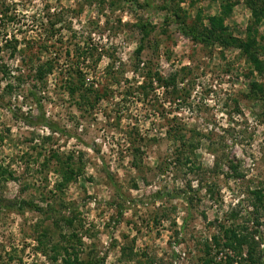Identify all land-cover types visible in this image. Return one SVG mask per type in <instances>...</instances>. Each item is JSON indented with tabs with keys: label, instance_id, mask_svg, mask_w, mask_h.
Here are the masks:
<instances>
[{
	"label": "rangeland",
	"instance_id": "1",
	"mask_svg": "<svg viewBox=\"0 0 264 264\" xmlns=\"http://www.w3.org/2000/svg\"><path fill=\"white\" fill-rule=\"evenodd\" d=\"M255 192L264 0H0V264H264Z\"/></svg>",
	"mask_w": 264,
	"mask_h": 264
},
{
	"label": "trees",
	"instance_id": "2",
	"mask_svg": "<svg viewBox=\"0 0 264 264\" xmlns=\"http://www.w3.org/2000/svg\"><path fill=\"white\" fill-rule=\"evenodd\" d=\"M252 62H254V64L257 65V69L261 66L260 65V62H258L257 60H255V58H253ZM49 71H51V67L44 66V64H40L39 66H37L36 68H34L33 78L34 79H37V80H41L42 78H44V76L47 73H49ZM253 195H254V198L258 202L261 203V206H262V208L264 210V203H263L264 196H261V194H259V192H255V193H253ZM261 198H263V199H261ZM237 231H239V226L238 225H233V226L230 225V226H227L224 229L223 233H222V236L224 237V242H223V244H221L222 245L221 246L222 248H224V247L225 248H229L235 254L237 253L239 244H241V242H243V239L241 238V235L239 236V234H237ZM218 239H219V237H215L214 236L213 237V243L216 246L220 247V244H219ZM251 251H252V249L249 252H251ZM224 261H225L224 262L225 264H232L233 263V259L230 257L229 254H227L225 256V260Z\"/></svg>",
	"mask_w": 264,
	"mask_h": 264
}]
</instances>
